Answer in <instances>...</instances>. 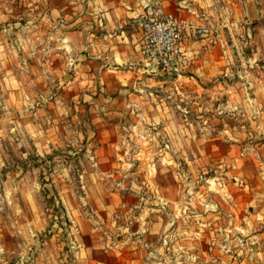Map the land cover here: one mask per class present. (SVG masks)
<instances>
[{"label":"rangeland","instance_id":"rangeland-1","mask_svg":"<svg viewBox=\"0 0 264 264\" xmlns=\"http://www.w3.org/2000/svg\"><path fill=\"white\" fill-rule=\"evenodd\" d=\"M51 1L0 0V264H176L170 243L187 234L176 201L199 191L219 204L205 196L221 189L240 219L216 229L217 260L228 243L227 260L264 264V16L218 39L206 11L191 22L148 0L135 57L76 84L79 61L50 54L67 40L30 36ZM163 238L165 255L144 245Z\"/></svg>","mask_w":264,"mask_h":264},{"label":"crops","instance_id":"crops-1","mask_svg":"<svg viewBox=\"0 0 264 264\" xmlns=\"http://www.w3.org/2000/svg\"><path fill=\"white\" fill-rule=\"evenodd\" d=\"M146 2L148 0H53L51 1V12L43 15L39 14L41 16L40 20H38L39 17L35 18L34 26L30 27L33 30L30 36L46 39L51 34L50 37L66 39L67 45L65 49L61 47L63 45H60V50L56 48L50 54L58 53L60 55L58 60L64 66L68 57L76 58L79 61L76 63L78 67L80 65V68L76 69L79 74L74 77L76 84L84 83L90 79H99L105 77L107 72L110 71L108 65L122 64L134 58L137 54L135 18ZM161 2L164 7L165 4H168L167 8L176 7L178 11L190 13L188 20L191 22L196 20L193 14L198 11L204 10L211 14V17H207L218 25V35L216 36L218 39L224 35L227 37L228 34L232 36L239 32L243 34L246 30L243 27L250 26H241L242 22L254 25L264 16L262 0H221L220 6L219 3L216 4L209 0H195L194 2L190 0H161ZM182 6L184 7L183 9ZM58 17L64 19L65 24L61 23L59 28L52 29V33L50 30L44 31L49 27V24L54 22L56 24ZM90 17H93L95 24V18L98 17L97 23L99 22L102 27L95 39L92 37L96 32L90 35L89 39L92 42V47L85 54L81 52L84 47L81 44L83 32L81 26L82 23L88 22ZM90 24H92L91 21ZM82 27L87 28L86 23ZM43 31L44 35L41 36L40 34ZM49 48L47 46L43 47L45 52H48ZM214 60L215 58L212 57L207 67H213L212 61ZM102 74H105V76H102ZM232 193V191L229 192L223 189L219 192L216 191L214 195H210L208 192L205 196L206 198L216 196L223 199V201L219 200V204L215 205L212 200H209L210 203L208 201H197L199 191L192 192V194L188 193V197L184 201L181 199L176 201V206H178L181 214V217L176 219V229L187 231V234L181 236V232L176 233V238L170 243L172 249L168 247L170 249V256L168 255V257L173 255L172 258L176 259V264H217L216 260L222 242L215 233L216 229H234V227L239 226L240 211L237 208L238 203H235V200L230 202L231 198L237 199L238 196H233ZM187 198L188 200L186 201ZM201 203L205 206L204 208L199 207ZM214 206L217 207L216 211L213 212L212 210H215L213 209ZM258 209L256 212L260 213L262 210ZM193 210L197 214H205V216L197 221L185 220L183 213L186 212L189 215V212ZM232 214H235V216H232ZM203 229L206 231L204 234H207L205 236L201 232H197V230L202 231ZM162 240L163 242L160 244L148 242L144 243V245L148 247V245L155 244L153 246L155 251L165 255L163 250L166 239L163 238ZM256 241L252 240V243L256 244L260 249V242L258 245ZM256 246L253 247L255 248ZM134 253L135 251L132 252V254Z\"/></svg>","mask_w":264,"mask_h":264},{"label":"built area","instance_id":"built-area-1","mask_svg":"<svg viewBox=\"0 0 264 264\" xmlns=\"http://www.w3.org/2000/svg\"><path fill=\"white\" fill-rule=\"evenodd\" d=\"M200 31L207 35V34H209L210 29L207 27H202V28H200ZM231 249H232L231 245L228 243L223 244L221 246V254L218 257L217 264H236L234 261H230V260H227L226 258H224V255H227Z\"/></svg>","mask_w":264,"mask_h":264}]
</instances>
